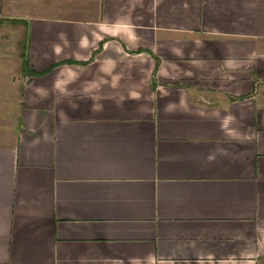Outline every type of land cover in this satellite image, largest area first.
Returning <instances> with one entry per match:
<instances>
[{
    "label": "crops",
    "instance_id": "0c3cea01",
    "mask_svg": "<svg viewBox=\"0 0 264 264\" xmlns=\"http://www.w3.org/2000/svg\"><path fill=\"white\" fill-rule=\"evenodd\" d=\"M0 23L23 35L0 264H264V0H0Z\"/></svg>",
    "mask_w": 264,
    "mask_h": 264
},
{
    "label": "rangeland",
    "instance_id": "374dc122",
    "mask_svg": "<svg viewBox=\"0 0 264 264\" xmlns=\"http://www.w3.org/2000/svg\"><path fill=\"white\" fill-rule=\"evenodd\" d=\"M18 26L14 24L0 23V73L5 72L8 76L15 74V63L19 57L20 46L23 42L22 34L18 32ZM10 113L0 112V121H10Z\"/></svg>",
    "mask_w": 264,
    "mask_h": 264
},
{
    "label": "trees",
    "instance_id": "16d2710c",
    "mask_svg": "<svg viewBox=\"0 0 264 264\" xmlns=\"http://www.w3.org/2000/svg\"><path fill=\"white\" fill-rule=\"evenodd\" d=\"M23 64H24V62H23ZM25 65V64H24Z\"/></svg>",
    "mask_w": 264,
    "mask_h": 264
}]
</instances>
